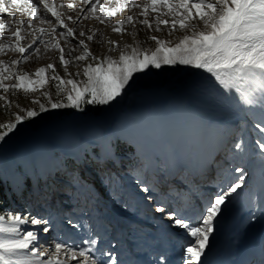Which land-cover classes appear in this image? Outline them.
Segmentation results:
<instances>
[{
	"label": "snow or ice",
	"instance_id": "obj_1",
	"mask_svg": "<svg viewBox=\"0 0 264 264\" xmlns=\"http://www.w3.org/2000/svg\"><path fill=\"white\" fill-rule=\"evenodd\" d=\"M125 10L130 14L112 24L113 18ZM15 13H23L27 19H16ZM0 14H3L0 54L11 51L20 56L8 63L0 60V93L22 92L27 97L52 83L57 97L53 101L52 93L44 92L50 107L32 100L39 105L38 109H21L24 115H16L15 123L0 124V144L19 125L43 112L72 108L84 113L87 106L109 105L124 94L134 74L149 68L180 65L200 70L198 86L205 92L204 106L197 110L201 122L213 127L224 120L233 121L237 133L219 169L225 175L223 181H218L219 190L203 198L199 214L193 217L184 214L178 204L172 206L179 192L165 186L166 178L155 179L158 169L152 164L139 162L129 168L128 174L134 179L135 192L145 194L140 199L154 201L155 213L162 214L153 219H167L171 221L165 226L167 229L184 231L187 239L181 245L179 264H208L210 237L217 230L218 217L222 218L228 206L236 202L241 195L238 190L247 187L249 166L264 176V0H80L79 9L72 3L56 5L54 0H0ZM88 19L106 26L112 24V31L118 35L126 34L128 26L135 27L137 23L150 32L167 29L169 36L177 30L185 34L174 45L169 40L149 36L148 40L156 45L154 49L144 46L147 41L124 48L108 41L112 45L110 52L119 50L118 59L111 56L101 59L89 50L95 31L89 30V34L80 27ZM28 37L30 42L22 44ZM41 46L45 51L59 53V64L68 78L58 74L55 63L31 74H21L18 67L16 72L12 71L32 55L39 57ZM77 51L80 54L72 56ZM83 61L90 62L83 66L82 73L67 71L70 65L79 67ZM5 107H11V101ZM98 131V138L90 142L98 150L94 158L98 163L120 167L116 142L103 129ZM227 164L231 167H225ZM58 174L68 177L66 194L90 187L66 163L53 170L39 157L22 155L17 157L11 173L0 170V183L15 184L13 190L21 199L27 182L35 177L32 194L37 197L34 203L29 198L19 210L0 208V264H133L122 257L119 241L113 244L110 237L118 225L100 213L95 197L82 203L72 197L77 202L70 208H53L47 193L55 187ZM121 179L119 173L109 170L102 183L109 188V198L122 203L127 210V202L116 190V186L123 187ZM250 197L253 207L247 217L249 223L256 218V207L264 210V185L259 192H251ZM120 231L131 245V256L141 247L146 234L141 233L140 225L132 224ZM148 238L153 248L158 249L149 264H169L166 242ZM260 264H264V259Z\"/></svg>",
	"mask_w": 264,
	"mask_h": 264
},
{
	"label": "rangeland",
	"instance_id": "obj_2",
	"mask_svg": "<svg viewBox=\"0 0 264 264\" xmlns=\"http://www.w3.org/2000/svg\"><path fill=\"white\" fill-rule=\"evenodd\" d=\"M54 3L56 5L72 3L77 9L80 7V0H54ZM67 14L76 15L73 12ZM129 14L125 10L122 14L116 15L112 24L125 19ZM15 18L27 19L23 13H15ZM112 24L106 26L95 19H88L80 25L86 32L95 31V40L89 42V50L98 58L111 56L118 59L119 50L110 52L112 45L108 41L117 42L120 48L135 46L147 41L144 46L154 49L156 45L148 40L149 36L169 40L174 45L178 42V38L185 34L177 30L169 36L167 29L150 32L137 23L135 27L128 26L126 34L118 35L112 31ZM13 26L15 27L14 22ZM45 39L47 40V37ZM30 40L31 37H28L22 41V44H27ZM79 54L78 51L73 52L72 56ZM58 57L57 51H45L41 46L39 57L32 55L26 62L14 66L12 71L16 72L18 67L21 74H31L48 63H55L58 74L68 78L59 64ZM19 59V54L11 51L0 54V60L5 63ZM89 62H79V67L69 66L67 71L72 74L82 73L83 66ZM199 74L200 70L180 65L162 66L160 69L149 68L144 72L134 74L133 81L124 90V94L109 105L87 106V111L84 113L72 108L49 110L35 118L28 119L6 137V142L0 144V170L11 173L15 168L17 157L22 155L42 158L53 170L57 165L62 166L66 163L71 171L80 175L84 184L90 186L84 188L87 195L80 202L82 203L86 198L95 197L98 200L100 213L118 225L110 238L113 244L119 241L121 255L126 261L132 260L133 264H149L153 251L158 249L153 248L151 239L148 237L164 240L168 246V257H171L174 250L178 249V254L180 252L178 258H180L181 245L187 239L184 231L178 228L167 229L165 226L171 223L167 219L163 221L153 219L154 216L162 214L155 213L154 201L140 199L145 194L135 192V182L128 171L139 162L152 164L158 169L155 179L166 178L167 185L165 186H170L179 192V196L171 202L172 206L178 204L184 214L193 217L199 214L203 198L219 190L218 181H223L225 178L219 169L226 149L231 146L237 133L233 128V121L224 120L213 127H207L201 122L197 110L204 106L205 92L198 86ZM203 75L209 76L207 73ZM80 79L83 77L81 76ZM12 82L7 81L6 83ZM44 92L52 93L53 101L57 99L52 83H49L45 89L29 94L27 97L22 92L18 94L0 93L3 96V100H0V124L15 123L16 115H24L21 109H38L39 105L32 103V100H38L46 107H50L48 99L43 95ZM125 97H128V102L123 103L122 99ZM7 101H11V107H5ZM210 128L212 132L209 133ZM100 129L110 134V138L116 142V154L121 161L120 167H115L113 172L119 173L122 178L120 183L123 187L116 186V190L127 202L129 206L127 210L122 207V203L109 198V188L102 183L101 172L112 167V164H101L94 158V152L98 150L93 149L90 142L98 138ZM82 156L86 157L87 165L82 162ZM155 156L162 159L163 163H157ZM168 158H171L172 165L169 164ZM98 165L101 167L98 168ZM225 167H231V165L227 164ZM249 171L250 174L246 179L247 187L238 190L241 192L240 197L238 196L236 202L228 206L222 218L218 217L219 221L223 220V222H219L217 227L222 229L223 223L229 222L228 229L232 226L238 227L231 231L237 236L232 238L222 233L220 239L215 240L218 235H213L214 237H210L211 251L219 248L229 250L236 243H240L242 248L253 246L262 252L260 238L256 239L255 234H251L253 232L251 229L258 227L257 233L264 234V210L259 207L255 208V221L248 228L244 227L243 220L238 218L250 215L253 207V198L250 197V193L259 192L261 188L255 186L257 179L252 175L251 166H249ZM254 171L260 175L259 177H264L258 169L255 168ZM67 179V176L58 174L55 187L48 189L47 195L54 209H57V206L68 209L77 202L76 199H72L75 190L67 194L64 191ZM34 180L35 177L27 182L28 188L23 199L19 198L17 191L13 190L15 184L0 183V208L22 209L25 203L29 202V198L34 203L37 199L32 194ZM49 183L52 182L49 181ZM155 195L158 196L159 193ZM70 199L71 203H69ZM226 217L230 219L225 220ZM128 224H132L133 227L140 225L141 233L146 234L141 241V247L137 248L131 256L129 255L131 245L126 242V237L120 231ZM239 226L242 228L240 229ZM251 236L253 239H250Z\"/></svg>",
	"mask_w": 264,
	"mask_h": 264
},
{
	"label": "bare ground",
	"instance_id": "obj_3",
	"mask_svg": "<svg viewBox=\"0 0 264 264\" xmlns=\"http://www.w3.org/2000/svg\"><path fill=\"white\" fill-rule=\"evenodd\" d=\"M149 90H150V89H149ZM146 92H147V91H146ZM150 93H151V92H150ZM146 94H147V93H146ZM151 94H152V93H151ZM157 94H159V93H157ZM161 94H162V93H161ZM142 96H143V95H142ZM127 99H128V97L123 98V99H122V102H123V103L126 102V101L128 102ZM212 129H213V128H212ZM211 131H212V130H211V128H210L209 133H210ZM214 132H215V131H214ZM6 166H7V165H6ZM239 197H240V196H239ZM239 197H238V198H239ZM240 201H241V200H240ZM240 201H239V202H240ZM235 206H236V205H235ZM242 207H243V206H242ZM238 208H239V207H238ZM228 211H229V210H228ZM237 212H239V211H237ZM225 214L228 215L227 213H224V215H225ZM241 214H242V212H241ZM248 216H249V215H248ZM248 216H246L245 219H244V224H245V225H246V224H247V225L250 224V223L248 222V220H247V217H248ZM230 217H231V216H230ZM229 219H230V218H229ZM232 220H233V219H232ZM234 220H235V219H234ZM221 221L223 222V220H221ZM221 221H219V222H221ZM224 221H225V220H224ZM253 221H254V220H253ZM253 221H252V222H253ZM252 222H251V223H252ZM258 222H259V221H258ZM260 222H261V221H260ZM239 223H240V222H239ZM219 224H220V223H219ZM228 224H229V223L226 222V223H225V226L228 227V226H229ZM256 224H257V223H256ZM238 225H240V224H238ZM239 227H240V226H239ZM241 227H242V226H241ZM250 228H251V227H250ZM257 228H258V227H257ZM257 228H256V229H257ZM253 230H255L254 227H253ZM215 233H217V232H214V234H215ZM216 235H217V234H216ZM222 235H223V234H222ZM224 235H225V234H224ZM213 237H214V236H213ZM244 238H245V237H244ZM216 239H217V237L215 238V240H216ZM222 239H223V236H222ZM215 240H214V241H215ZM214 241H212V242H214ZM213 244H214V243H213ZM214 246H215V245H213V247H214ZM156 251H158V250H154L153 252H156ZM171 253H172V252H171ZM211 256L213 257L214 255H211ZM240 257H243V255H241ZM207 262H208V264H233L234 259H233V257H231V256L228 255V256H225V257H223V258H213V259L208 260Z\"/></svg>",
	"mask_w": 264,
	"mask_h": 264
},
{
	"label": "trees",
	"instance_id": "obj_4",
	"mask_svg": "<svg viewBox=\"0 0 264 264\" xmlns=\"http://www.w3.org/2000/svg\"><path fill=\"white\" fill-rule=\"evenodd\" d=\"M178 32H179V30H178ZM71 66V65H70ZM82 161L87 165L88 163H87V159H86V157L85 156H82ZM155 159H157V161L156 162H158V163H163V160L162 159H160V158H158V157H156L155 156ZM120 161H121V159H120ZM170 161H171V158H170ZM172 164V163H171ZM98 168H100L101 167V165H98L97 166ZM109 170H111V171H114V169H104L102 172H101V179H103L104 177H105V175H106V173L109 171ZM51 184V183H50ZM74 197H77L78 199H79V201L82 199V198H84V197H86V192H85V190H84V188H81V190L80 191H74V193L72 194ZM77 201V200H76Z\"/></svg>",
	"mask_w": 264,
	"mask_h": 264
}]
</instances>
